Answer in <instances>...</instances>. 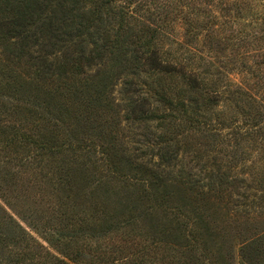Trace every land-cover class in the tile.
<instances>
[{
    "label": "trees",
    "instance_id": "1",
    "mask_svg": "<svg viewBox=\"0 0 264 264\" xmlns=\"http://www.w3.org/2000/svg\"><path fill=\"white\" fill-rule=\"evenodd\" d=\"M180 2L191 27V44L177 42L185 47L183 53L165 56L158 41L172 20L173 3L169 0H0V89L10 85L14 94L29 90L33 100L41 96L49 102H44L46 117L41 121V116L29 111L34 116L25 118L23 111L27 110L21 103L14 102L10 109L0 104V264L218 263L211 259L210 245L189 215L191 208L199 209L188 208L181 199L179 206L170 204L175 176L184 179L189 172L181 167L175 170L177 163L182 152L190 154L188 139L201 131L211 145L219 144V152L239 153L224 159L225 170L232 171L243 153H248L246 145L255 142L264 127L260 121L248 123V132L241 136L225 132L230 126L226 127L219 115L213 121L206 116L210 102H232L247 89L228 78V58L220 69L213 70L210 62L200 64L204 59L197 48L199 35L215 36L218 32V39L227 45L236 42L240 33L232 25L237 14L231 15L229 8L245 6V1ZM95 59L100 62L90 74ZM24 64L26 72L21 71ZM243 71L252 77L259 73L264 79L259 70L253 72L249 67ZM208 77L223 85L215 86ZM55 83L57 86L51 87ZM230 86L239 91L231 92ZM81 90L96 102L103 98L142 102L139 108L146 105L138 114H134L138 106L125 107L134 119L155 123L161 132V146L157 143L154 155L159 164L149 168L142 161L144 156L129 155L133 160L120 161L117 166L118 162L108 157L111 145L96 150L67 138L68 129L63 128L60 114L52 112L56 104L51 103L75 102ZM57 92L62 93L58 98ZM153 103L172 114L160 116ZM92 122L97 130L100 121ZM212 149L217 148L212 145ZM259 160L264 163V158ZM215 167L213 178L226 177L223 166ZM140 172L145 178L138 176ZM83 181L116 195L101 224L78 218L75 212L70 195ZM211 182L199 189H208ZM194 188L198 186L182 189L189 203V195L196 196Z\"/></svg>",
    "mask_w": 264,
    "mask_h": 264
},
{
    "label": "rangeland",
    "instance_id": "2",
    "mask_svg": "<svg viewBox=\"0 0 264 264\" xmlns=\"http://www.w3.org/2000/svg\"><path fill=\"white\" fill-rule=\"evenodd\" d=\"M180 1L169 0L173 3L170 9L172 20L168 24L165 22L163 35L158 41V46L162 48V52L166 53L165 56H176L183 53L185 47L178 46L177 42L191 44V35L188 34L191 27L185 18L186 9L182 7ZM244 1L245 6L234 5L232 7L231 5L229 8L231 15L237 14L236 21L232 25L234 30L240 33L236 42L233 41L231 45H227L226 42L218 39L220 38L216 36L220 35L218 32L215 33V36L205 35L203 32L199 35L201 44L197 47L200 56L204 59L199 63L208 65L210 62L213 65V70L220 69L222 63H226L228 58L229 63H231L228 78L237 84L241 83L247 89L246 94L240 91L241 98L233 99L232 102H210V106H208L210 110L206 113V116L212 121L216 115H219L218 119L223 120L226 127L230 126V129H225V132L234 131L240 133L241 136H245L248 132V130L245 131L248 128V123L260 121V126L264 127V79H261L259 73L252 77L243 71L250 67L253 72L259 70L264 74V0ZM143 12L144 9L140 10L139 14ZM259 16L263 19H258ZM254 22H257V25ZM222 37L226 38V35L222 34ZM99 62L100 59H95L96 67H93L91 72L85 69L86 73L92 74ZM24 65L21 69L22 72L27 70V65ZM208 79L212 80L210 82L214 83L215 86L223 85L215 82L212 77H208ZM9 83L16 84L12 80ZM9 86H2L0 89V104L10 109L14 102L18 105L21 103L27 110V112L23 111L25 118L34 116L28 113L29 111L41 116L38 120L45 119L44 108L45 104L49 102H46L44 97L39 96L33 100L29 96V90L14 94ZM54 86H57L56 83L51 87ZM229 90L231 92L239 91L235 86H230ZM61 94V92H57L54 95L58 98ZM79 96L80 98L75 102L51 103V105L56 104L52 112L60 114L63 128L68 129L67 133L70 136L67 138L77 140L76 143H82L81 145H90L96 150L111 145L108 157L110 160L118 162L117 166L121 165L120 161L127 163V160H133L132 157L127 158L129 155L138 158L144 156L145 159L142 161L147 163L149 168H154L159 164L154 155L161 146L159 143L161 132L155 128V123L143 122L140 117L134 119L131 112L128 111V107L127 109L125 107L128 104L138 106L134 113L138 114L139 110L147 108L146 105L139 108L142 102H111L109 99L103 98L100 102H96L84 91L79 93ZM117 97L118 95L115 93L113 98L116 99ZM251 97L259 102H253ZM17 99L24 102L17 101ZM44 102L46 103L44 104ZM213 103H217V105H211ZM153 108L156 109L155 113L160 114V116L172 114L164 106L156 103H153ZM17 118V116H12V120H17ZM93 120L100 121V124L97 123V130L92 128L94 126ZM159 136L160 138H158ZM260 137L264 139V129L257 133V137H255L257 142L255 140V142H249L246 145L248 148L244 150L248 153L245 156L243 153L242 161L232 171L225 170L227 161L224 159L228 155L239 156V153L236 150L219 152L220 146L215 143L212 145L216 146L217 149H212L209 138L205 137L201 131L196 132L193 138L188 139L189 143L192 144V149H189L190 154L182 152L180 155L182 160L180 159V162L177 163L175 170L181 167L183 170H189L186 174H192V176L189 177L185 174L184 179L179 175L175 176L177 178L170 191L172 196L170 204L179 206L183 201L188 208L195 206L199 209L191 208L192 211L189 215L195 218L193 220L199 233L204 234V239L210 245L211 259L216 260L217 264L229 262L230 264H264V180L261 182V179H264V163L259 160L264 158V140H259ZM165 138H171V136L165 135ZM216 164L223 166L225 178L223 176L216 178L211 176V173L216 170ZM253 166L256 169L253 170ZM143 172H145L144 169ZM171 174L168 175L169 179ZM141 175L145 178V173L138 176ZM97 178L96 175L95 179ZM175 178L171 181L174 182ZM210 181L212 182L208 189H199L200 186ZM82 184L84 185L78 186L70 195L76 208L75 212L76 214L78 212V218L92 219L93 222L101 224L106 220L108 212H111V206L116 202V195L114 191L97 190L96 186L85 183V181ZM193 184L195 187L198 186V188H194V192L197 193L196 196L189 195V203V197L182 189L185 190ZM214 185L216 187H213ZM121 195L124 196L125 193L122 192ZM244 210L245 213L240 212ZM15 218L18 220L16 216ZM21 224L25 226L22 222ZM41 243L56 254L45 242L41 241Z\"/></svg>",
    "mask_w": 264,
    "mask_h": 264
}]
</instances>
